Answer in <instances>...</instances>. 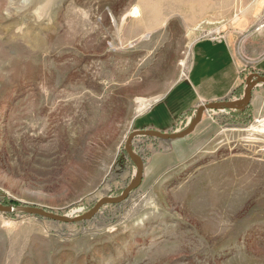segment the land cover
Returning a JSON list of instances; mask_svg holds the SVG:
<instances>
[{
  "label": "rangeland",
  "instance_id": "obj_1",
  "mask_svg": "<svg viewBox=\"0 0 264 264\" xmlns=\"http://www.w3.org/2000/svg\"><path fill=\"white\" fill-rule=\"evenodd\" d=\"M246 31L264 35V0H0V202L75 217L142 172L88 220L0 212V264H264V85L261 107L126 145L194 41Z\"/></svg>",
  "mask_w": 264,
  "mask_h": 264
},
{
  "label": "crops",
  "instance_id": "obj_2",
  "mask_svg": "<svg viewBox=\"0 0 264 264\" xmlns=\"http://www.w3.org/2000/svg\"><path fill=\"white\" fill-rule=\"evenodd\" d=\"M245 35V41L249 38L246 42L244 38L238 40L232 36L194 41L186 74L137 119L136 129L168 132L180 114L204 102L236 99L244 91V80L249 70L264 75V35L249 31ZM257 53L262 57L255 67H250L252 56ZM258 91L257 85L249 101L255 108L261 107ZM189 135L171 141L184 140Z\"/></svg>",
  "mask_w": 264,
  "mask_h": 264
},
{
  "label": "water",
  "instance_id": "obj_3",
  "mask_svg": "<svg viewBox=\"0 0 264 264\" xmlns=\"http://www.w3.org/2000/svg\"><path fill=\"white\" fill-rule=\"evenodd\" d=\"M258 84H264V75H258V74H251L246 79V96L243 99L240 100H222V101H215V102H206L199 106L196 109L195 116L193 120H191V123L181 132L178 133H169V132H160L156 130L146 129V130H135L131 132L126 140V145H128L131 140L136 136H147V137H153L158 138L161 140H175L183 138L187 135H189L195 127L198 125V123L201 121L203 114L206 110H213L221 108H242L245 105H247L251 98V92L255 86ZM136 159L138 160L140 166H142L141 158L138 155L132 154ZM141 168V167H140ZM141 170V169H140ZM142 172L140 171V174L137 179L133 180L126 188L124 193L118 197H107L100 199L95 206L92 208V210L89 213L78 215L75 217H66L63 215H59L35 206L30 205H16V206H5L0 202V212L2 213H12V212H25L29 214H34L42 217H46L49 219H53L56 221L64 222V223H74V222H80L84 220H88L92 218L95 213L98 211L99 207L105 203L106 201H113V202H120L123 201L129 192L132 190L133 187L141 180Z\"/></svg>",
  "mask_w": 264,
  "mask_h": 264
},
{
  "label": "bare ground",
  "instance_id": "obj_4",
  "mask_svg": "<svg viewBox=\"0 0 264 264\" xmlns=\"http://www.w3.org/2000/svg\"><path fill=\"white\" fill-rule=\"evenodd\" d=\"M137 6V5H136ZM133 8V7H132ZM140 10V9H139ZM138 12H140V11H138V8L137 7H134L131 11H130V13H129V15H131V16H136L137 14H138ZM127 15V14H126ZM139 16V15H138ZM122 22H123V20H122ZM150 101L151 100H143V99H141V101L140 102H138L139 103V109L141 110V109H143V108H145L149 103H150ZM251 130H255V128H250ZM249 129V130H250ZM260 132H264V128H262V129H260Z\"/></svg>",
  "mask_w": 264,
  "mask_h": 264
},
{
  "label": "built area",
  "instance_id": "obj_5",
  "mask_svg": "<svg viewBox=\"0 0 264 264\" xmlns=\"http://www.w3.org/2000/svg\"><path fill=\"white\" fill-rule=\"evenodd\" d=\"M189 123H190V120H189Z\"/></svg>",
  "mask_w": 264,
  "mask_h": 264
}]
</instances>
